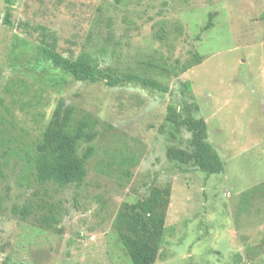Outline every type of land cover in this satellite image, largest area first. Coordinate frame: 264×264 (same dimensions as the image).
I'll return each instance as SVG.
<instances>
[{
    "label": "rangeland",
    "instance_id": "1",
    "mask_svg": "<svg viewBox=\"0 0 264 264\" xmlns=\"http://www.w3.org/2000/svg\"><path fill=\"white\" fill-rule=\"evenodd\" d=\"M34 27L65 58L169 92L76 81ZM61 103L95 135L76 150L93 147L81 185L36 177ZM169 106L206 121L224 173L167 158L191 150ZM155 187L171 188L156 264H264V0H0V264H133L121 213Z\"/></svg>",
    "mask_w": 264,
    "mask_h": 264
},
{
    "label": "trees",
    "instance_id": "2",
    "mask_svg": "<svg viewBox=\"0 0 264 264\" xmlns=\"http://www.w3.org/2000/svg\"><path fill=\"white\" fill-rule=\"evenodd\" d=\"M4 1L8 6H12L15 0ZM214 16V14L210 15V21L202 31L212 27ZM11 18L9 8L5 17L8 25H12ZM33 30L40 32L43 52L48 56L51 64L76 81L105 82L109 87L133 83L162 93L169 92L167 86L153 78L137 74L117 76L105 74L97 67L91 66V58L87 54H82L77 59L65 58L56 51L54 35H49L44 27H34ZM48 38L50 41H47ZM185 86L188 91L192 90L189 82ZM73 119L74 108L61 103L45 131L35 157L36 177L42 184L54 182L60 187H66L71 184L81 185L86 179L85 162L91 157L93 147L89 146L83 157L77 156L76 150L82 140L91 142L95 135L86 131L84 123L73 127ZM167 120L176 128H186L191 134V150L171 146L167 150L169 160L180 165L193 164L207 175L225 172L223 158L207 141L208 126L204 119L194 116L182 117L174 106H169ZM170 194V187H155L147 199L125 205L120 219L123 228L120 237L133 264H156L158 261L160 245L166 231V213Z\"/></svg>",
    "mask_w": 264,
    "mask_h": 264
}]
</instances>
